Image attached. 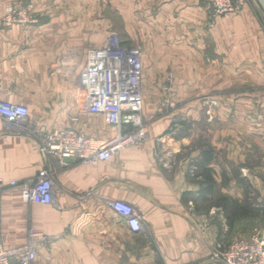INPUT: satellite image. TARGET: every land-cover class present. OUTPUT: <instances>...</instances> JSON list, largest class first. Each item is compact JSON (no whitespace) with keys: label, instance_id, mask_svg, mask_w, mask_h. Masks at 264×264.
<instances>
[{"label":"crops","instance_id":"obj_1","mask_svg":"<svg viewBox=\"0 0 264 264\" xmlns=\"http://www.w3.org/2000/svg\"><path fill=\"white\" fill-rule=\"evenodd\" d=\"M15 1L28 6L38 22L4 27L6 8ZM120 4L123 17L146 42L138 46L148 136L110 160L64 167L41 151L38 136L67 127L97 139L113 136L103 114L87 111L81 74L87 52L118 31L109 32L107 12L94 0H0V101L29 109L27 126L0 117V242L16 247L26 243L30 228L45 232L51 241L38 248L33 264H221L211 260L216 243L234 239L229 226L214 218V207L201 210L206 199L199 196L201 177L193 162L211 133L218 181L217 152L222 146L235 149L242 130L238 120H244V136L260 140L247 146L251 155L260 147L255 188L264 207V89L256 92L255 102L251 92L220 96L217 107L193 98L207 80L264 83V0L220 16L214 26L208 0ZM168 70L178 88L174 106L161 113L160 83ZM255 109L259 112L252 115ZM228 118L230 141L222 144V121ZM44 168L53 173L51 204L28 202L10 185L36 178ZM112 201L134 207L139 230L130 228Z\"/></svg>","mask_w":264,"mask_h":264},{"label":"built area","instance_id":"obj_2","mask_svg":"<svg viewBox=\"0 0 264 264\" xmlns=\"http://www.w3.org/2000/svg\"><path fill=\"white\" fill-rule=\"evenodd\" d=\"M261 0H208V21L214 26L220 16L240 12L246 5ZM37 17L22 2H13L2 18L4 27L34 24ZM143 52L140 46L124 42L113 31L106 44L87 52L86 67L81 82L86 97L87 111L103 114L113 127L108 139H97L74 128L52 129L38 136L42 152L57 157L68 167L73 161L97 163L112 159L118 151L144 141L148 136L144 120L145 96L143 90ZM164 98L160 112L174 106L176 96L175 76L169 72L164 82ZM216 105V101H212ZM0 117L6 122L27 126L29 109L22 104L0 101ZM10 185L19 187L23 198L32 203L51 204L54 199L53 173L42 169L36 178ZM111 207L133 231L141 227L134 207L125 201H112ZM1 218V214H0ZM51 237L43 231L30 228L25 244L6 247L0 242V264H33L38 248L50 243ZM211 260L221 264H264V227L255 229L247 238L226 243L218 241ZM139 264H149L146 261Z\"/></svg>","mask_w":264,"mask_h":264},{"label":"rangeland","instance_id":"obj_3","mask_svg":"<svg viewBox=\"0 0 264 264\" xmlns=\"http://www.w3.org/2000/svg\"><path fill=\"white\" fill-rule=\"evenodd\" d=\"M94 4L103 7L104 11L107 12L109 32L112 30L118 31L122 38L126 39L129 43L135 42L137 45L146 44L142 37L139 36L138 30L135 33L131 22L123 17L120 0H94ZM133 38H136L135 41ZM156 44L157 42H155V45ZM167 69H169V67ZM206 71L210 70L207 69ZM168 72L171 71L168 70L167 73ZM163 78L164 76L160 83L162 93L161 101L164 98L163 86L166 77ZM177 84L178 83L175 81V90L178 88ZM263 89L264 83L261 82L229 83L207 80L199 83L197 96L193 99L199 100V102L206 107H217L220 105V96H228L231 93L239 95L243 92H251L250 94L253 96L252 101L255 102L259 100V98L255 97V95H257L256 92H260ZM192 95L190 97H192ZM212 101H216L217 104L213 105ZM256 112H259L258 109H255L252 115H255ZM240 117L244 118L245 115L243 114ZM256 119L259 121L258 115ZM228 122L229 118L225 122L222 121L223 124L221 128L224 126L226 128L224 135L226 138H221L222 144L230 141L227 135L229 131ZM224 123H226V125H224ZM243 123L244 120H238V126L240 125L242 130L239 132L240 138L237 139L238 145L235 146V149L231 148V150H229L228 146H222L221 150L217 152L219 154L215 161L218 175L217 187L210 198L200 203L201 210L206 212L209 211L211 207H214V218L224 221L225 224L229 226V236L232 240L240 239L250 232L252 233L255 229L264 227V207H259V192L255 188V181L257 180L255 179V175H259L262 165L260 161V147L258 145L254 146L252 149L257 155H251L249 154L250 152L248 153L251 149L247 146L250 144L254 145L256 141L259 142L260 140L259 138L245 137ZM257 126H259L258 123ZM211 136L210 133L209 138ZM209 138L206 139L204 143H211V138ZM224 197L228 198V201H224ZM200 208H197V210Z\"/></svg>","mask_w":264,"mask_h":264},{"label":"trees","instance_id":"obj_4","mask_svg":"<svg viewBox=\"0 0 264 264\" xmlns=\"http://www.w3.org/2000/svg\"><path fill=\"white\" fill-rule=\"evenodd\" d=\"M216 151L212 144L204 143L201 147V153L193 164L196 167L195 174L201 177V189L199 196L204 199L211 197L217 187V180L214 177V169L212 163L215 160ZM224 201H228V198L224 197Z\"/></svg>","mask_w":264,"mask_h":264}]
</instances>
